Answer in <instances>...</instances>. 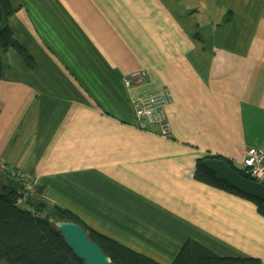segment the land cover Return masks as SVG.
<instances>
[{"label":"crops","instance_id":"1","mask_svg":"<svg viewBox=\"0 0 264 264\" xmlns=\"http://www.w3.org/2000/svg\"><path fill=\"white\" fill-rule=\"evenodd\" d=\"M0 158L90 228L160 263L193 238L264 264V217L195 178L264 150V0H9ZM168 88V137L135 105Z\"/></svg>","mask_w":264,"mask_h":264},{"label":"trees","instance_id":"2","mask_svg":"<svg viewBox=\"0 0 264 264\" xmlns=\"http://www.w3.org/2000/svg\"><path fill=\"white\" fill-rule=\"evenodd\" d=\"M4 18L0 23V77L3 71L1 54L15 48L24 60L34 64L8 24L13 13L9 0H0ZM220 158V157H219ZM196 166L195 178L200 182L252 201L264 217V202L243 194L216 173L203 165ZM225 160V159H224ZM231 167L246 175L240 166L226 160ZM0 264H84L67 245L62 233L54 225L55 219L75 221L87 230L90 237L107 253L115 264H163L117 240L90 228L77 214L43 197V188L27 183L12 169L0 170ZM172 264H261L256 257L222 256L196 239L189 238L179 250Z\"/></svg>","mask_w":264,"mask_h":264},{"label":"water","instance_id":"3","mask_svg":"<svg viewBox=\"0 0 264 264\" xmlns=\"http://www.w3.org/2000/svg\"><path fill=\"white\" fill-rule=\"evenodd\" d=\"M4 13L0 4V23ZM203 165L216 173L218 177L245 195L259 198L264 202V184L244 177L220 158L210 157L203 161ZM1 185V175H0ZM54 225L62 233L67 245L84 264H115L110 256L90 237L81 224L64 219H55Z\"/></svg>","mask_w":264,"mask_h":264},{"label":"built area","instance_id":"4","mask_svg":"<svg viewBox=\"0 0 264 264\" xmlns=\"http://www.w3.org/2000/svg\"><path fill=\"white\" fill-rule=\"evenodd\" d=\"M173 95L168 88L142 96L135 105V114L140 125L145 127L149 123L158 125L160 134L168 137L171 125L167 119L165 109L171 103ZM8 164L0 158V170L7 169ZM242 170L253 181L264 184V150L251 146L245 150L242 160ZM27 178V176H25ZM31 189L33 184H27Z\"/></svg>","mask_w":264,"mask_h":264},{"label":"rangeland","instance_id":"5","mask_svg":"<svg viewBox=\"0 0 264 264\" xmlns=\"http://www.w3.org/2000/svg\"><path fill=\"white\" fill-rule=\"evenodd\" d=\"M17 175H19V177H21V179H23L27 184H30V180H29V178L27 177H25L26 175L25 174H20V173H17ZM32 183V182H31ZM33 184V183H32ZM34 185V184H33ZM35 186H37V185H35Z\"/></svg>","mask_w":264,"mask_h":264}]
</instances>
